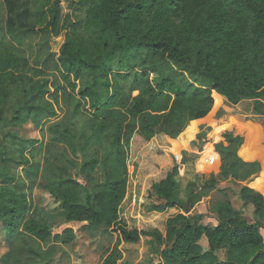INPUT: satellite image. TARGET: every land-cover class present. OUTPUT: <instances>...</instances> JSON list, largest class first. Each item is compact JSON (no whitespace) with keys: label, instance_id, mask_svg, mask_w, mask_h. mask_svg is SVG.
Instances as JSON below:
<instances>
[{"label":"trees","instance_id":"trees-1","mask_svg":"<svg viewBox=\"0 0 264 264\" xmlns=\"http://www.w3.org/2000/svg\"><path fill=\"white\" fill-rule=\"evenodd\" d=\"M71 1L82 16L62 21L59 0L24 9L10 0V17L0 18V232L22 248L4 264H54L61 245L75 241L72 228L55 241L54 228L73 223L116 233L98 264H203L195 250L202 238L214 264H264L261 194L239 210L226 193L217 197L216 224L182 210L189 185H216L202 181L182 150L211 114L213 96L229 107L253 102L264 141V0ZM62 33L56 57L49 41ZM33 54L32 74L16 75ZM27 123L42 138L26 140L29 154L10 131ZM227 123L224 142L192 143L220 160L223 180L246 181L263 163L259 156L241 162L243 130ZM153 168L159 172L148 173ZM34 190L52 206L35 200Z\"/></svg>","mask_w":264,"mask_h":264},{"label":"rangeland","instance_id":"rangeland-1","mask_svg":"<svg viewBox=\"0 0 264 264\" xmlns=\"http://www.w3.org/2000/svg\"><path fill=\"white\" fill-rule=\"evenodd\" d=\"M8 1L10 0H0V18L4 23L6 22L7 18L10 17L9 16L10 11L7 7ZM12 1H14L18 5V7L20 6L22 9H24L23 7L29 8L32 2V0H12ZM59 2L61 8L62 21L65 20L67 15L77 14L82 16L84 13L82 10H80L79 5L72 6V4H70L65 0H59ZM63 34L64 33L60 34V36L53 38L52 40L49 41L50 52L53 53L56 57H58L59 50L63 44V37H64ZM27 58L29 59L27 63V67H19L18 68L19 71L15 72L16 75L19 73H23L24 75L32 74L34 54L31 56L29 55ZM136 62L137 61H135V63ZM159 79L160 78L158 76L151 75V81L153 82L154 85L158 83ZM213 99H214V107L212 109L211 114L201 123L195 125V131L192 135V138H194L193 140H195V138H198L197 145L198 143H204L205 141H208L210 146L212 144H218L220 142H224L223 133L225 132L224 131L225 127L223 126V123L225 121H228L229 124L227 123L226 127L230 126L231 124L238 127L239 130H243L242 131L243 147L241 146L242 149L241 151L238 152V158L242 160L241 162L250 163L255 156L261 157L262 154L264 153V150L262 149V145L264 148V143H263L264 141L259 142L257 140L258 136L260 135L258 132L260 127L256 122L257 120L254 119L253 116L251 115L253 102L249 100H243L240 101L238 105L234 107H229L225 104L223 100L215 96H213ZM232 115L234 116V118H230ZM10 131L16 135V137L18 138V145L23 149L27 146L26 140L28 139H36L37 140L36 145H38L42 141V138L40 137L39 129L34 128V126L30 123L17 127L15 129H11ZM159 143L162 144V142ZM59 150L70 156V154L67 152V150L64 147L60 146ZM172 151L174 150L172 149ZM242 151L246 153L245 156L241 154ZM24 152L26 154H29L27 150L25 151V149ZM207 157L208 156L206 150H204L203 153H201L199 150V154H197V158L194 157L197 163H195L194 161L193 162L198 166L199 164L201 166V167L199 166L201 176L202 175L206 176L208 180H210V178L214 179V176H217L216 178L220 179L222 183H225V184H221L220 186L222 187L228 186L227 188L233 192V194L231 195L232 205L237 209H242L243 208L242 201L244 200L242 201L240 200L239 188L242 185H244L242 183H245L248 180L238 184L237 182L230 181L229 184H226V182H224L225 180H223L224 178H222L221 176L219 177L218 175L221 164L220 160L217 158V161L213 165H208L206 164ZM129 160L130 161L128 162V165L132 166L133 162L135 161H133V159L131 158ZM158 164L157 162H154V166H157ZM160 166H162V163H160L157 168H160ZM140 168L142 169L141 165ZM129 169L131 170L132 168L129 167ZM20 170L21 168L18 169V172H20ZM158 172L159 171L155 170V168H153V170L151 171H148V173L150 174H157ZM92 179L96 182H101L103 180L102 170L100 168L98 169L97 173L93 176ZM213 179L210 181H214ZM136 180L139 181L140 178H137ZM131 186L133 190L136 189V187L133 184ZM139 186L140 185H137V189L139 188ZM213 187H216V185H214ZM217 188L218 189H216L215 191H213V188H209L207 190L202 189L201 195L199 194L200 192H198L197 190L193 189L194 191H197V193H195L193 192V190L189 188L188 193L190 194L191 198L190 201L187 203V205L190 208V212L188 214L183 212L184 215H189L191 213L201 214L203 215L202 222H204V224H216V221H214L213 219V214L217 205L216 204L217 193H221V196L220 194H218V197L220 198L226 197V194L223 193V190L219 189L220 187ZM198 195H200L199 196L200 201L199 202L193 201V199L198 198ZM33 197L35 198V200L39 201L40 203L47 204L48 207L52 206V201L49 199L50 196L46 195L45 193L39 190H34ZM245 203H246V199H245ZM248 208L249 207L247 206L243 210V214L244 217L250 221L252 218H251V212L249 211ZM144 220L147 221L152 220L151 223L154 226L162 228V224L158 223L160 219L154 218L153 216H149L147 219ZM85 226H86L85 223H73V224H66L61 228L58 226L54 228V232H55L54 236H56L54 237L55 241L56 240L61 241L63 238H65V235L63 234L65 228H73L77 236V237L75 236V241L72 244L64 247L62 246L60 247L59 254L56 257L54 264L100 263L104 251L114 244L116 240V236H115L116 234L115 233L113 234V232L111 231L104 233L102 231H92L89 229L87 230ZM261 234L264 239V222L262 225ZM43 245L44 247H46V244ZM21 250L22 248H17L13 246L7 231L0 232V264H4L5 258H9L11 260L15 258H20L22 255V252H20ZM195 250L196 252H198L203 256V264L215 263L210 253L207 252V243L205 242L204 239L200 240L196 244Z\"/></svg>","mask_w":264,"mask_h":264},{"label":"crops","instance_id":"crops-1","mask_svg":"<svg viewBox=\"0 0 264 264\" xmlns=\"http://www.w3.org/2000/svg\"><path fill=\"white\" fill-rule=\"evenodd\" d=\"M193 139L194 138H190V139H187L186 140V143L182 146V150L187 154V156L189 157V158H191L195 163H197V161L194 159V157L195 158H197V154H199V150H198V148H197V146L194 144V143H192L193 142ZM154 141L155 142H157V143H159V142H165L164 141V138L163 137H161V136H158V137H156L155 139H154ZM264 143V142H263ZM196 149V150H195ZM262 149L264 150V148H263V145H262ZM262 150V151H263ZM201 152V151H200ZM201 153H203V152H201ZM131 156H132V153H131V149H130V151H129V159L131 158ZM261 158V160H262V163H263V167H262V169L256 174V175H254V176H252L251 178H249L248 179V181L247 182H245V183H242V182H240V181H236L237 182V184L238 183H242V184H244V185H242L240 188H239V193H240V200L242 201V200H244V201H242L243 202V206L245 205V199H246V202H247V199H249V197H251L252 195H255V194H261L262 196H263V198H264V153L262 154V156L260 157ZM130 160H128V162H129ZM199 164V163H198ZM199 166H200V164H199ZM129 167H130V165H129ZM180 167H182V166H180ZM201 167V166H200ZM179 170H180V172H182V170H183V167H182V169L181 168H179ZM129 171H130V169H129ZM203 172V171H202ZM206 176H204V175H202V181L205 183V182H208L209 180H208V178L206 177ZM217 176H214V180L216 181V187H213V191H215L216 189H218L217 187H220L219 189H222L224 192L223 193H226L227 194V198H228V200L230 201V203H231V206H232V208L233 209H235V210H239V209H237V208H235L233 205H232V202H231V195L233 194V192L231 191V190H229L227 187H222V186H220L221 184H225V183H222L221 181H220V179H218V178H216ZM211 179H213V178H210V180ZM224 182H226V184H229V182H230V180H225ZM188 188H190L191 190H193V189H195V190H197L198 192H200L201 193V189L200 188H196V187H194L193 185H189V187ZM197 191H194L193 190V192H195V193H197ZM239 196V195H238ZM218 197V193H217V196H216V198ZM193 201H197V202H199L200 201V197H198V198H196V199H193ZM213 219H214V221H216V219H217V214H216V211H214V214H213ZM263 222H264V219H263V221H262V225H263ZM64 225H66V224H63V225H60V226H58V227H63ZM86 227V226H85ZM65 229H67V228H65ZM73 229V228H72ZM87 229V228H86ZM261 229H262V227H261ZM88 230V229H87ZM74 231V230H73ZM55 232L53 231V235H55L54 234ZM59 233V232H58ZM57 233V234H58ZM74 234H75V236H76V233H75V231H74ZM114 234V233H113ZM116 234V233H115ZM116 237H117V235H115ZM77 237V236H76ZM202 239H204L205 240V238H202ZM201 239V240H202ZM205 242H206V240H205ZM55 244H57V245H60V243H55ZM62 247H64L63 245H61Z\"/></svg>","mask_w":264,"mask_h":264},{"label":"built area","instance_id":"built-area-1","mask_svg":"<svg viewBox=\"0 0 264 264\" xmlns=\"http://www.w3.org/2000/svg\"><path fill=\"white\" fill-rule=\"evenodd\" d=\"M206 152H207V158H206V164H208V165H213L216 161H217V159H216V157L214 156V155H212L210 152H209V150H207L206 149Z\"/></svg>","mask_w":264,"mask_h":264},{"label":"water","instance_id":"water-1","mask_svg":"<svg viewBox=\"0 0 264 264\" xmlns=\"http://www.w3.org/2000/svg\"><path fill=\"white\" fill-rule=\"evenodd\" d=\"M65 1H67V2H69V3H72L71 0H65ZM182 210H183V212L186 213V214H188V213L190 212V208L188 207L187 204L182 205Z\"/></svg>","mask_w":264,"mask_h":264}]
</instances>
